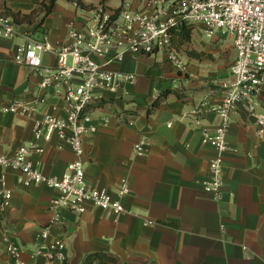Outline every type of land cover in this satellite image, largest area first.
<instances>
[{"label":"crops","instance_id":"crops-1","mask_svg":"<svg viewBox=\"0 0 264 264\" xmlns=\"http://www.w3.org/2000/svg\"><path fill=\"white\" fill-rule=\"evenodd\" d=\"M37 1L0 0V7L26 15L39 9ZM127 1L57 0L44 20L39 9L31 22L16 24V35L0 37V154L9 156L36 142L44 152L30 155L33 164L47 176L66 172L76 158L70 143L58 134L49 141L34 136L35 119L69 115L64 85L41 87L46 70L55 71L57 55L42 53V68L32 69L16 62L17 48L33 39L66 43L72 26L84 29L95 22L97 8L119 9ZM203 35L204 25L196 24L191 48L205 55L181 52L184 70L168 60L166 51H124L122 61L115 58L117 49L104 57L93 55L105 70L135 76L115 93L97 91L95 103L104 105L88 110L96 131L86 136L83 156L91 191L104 189L117 197L126 182L130 192L121 198L126 211L109 213L89 201L83 213L53 208L59 191L26 185L20 170L0 164V264H15L10 245L21 250L24 264H83L93 252L108 253L121 264H264V133H257L243 103L232 113L227 133L223 197L217 200L204 188L215 150L203 144L201 130L215 129L221 118L205 112L197 121L193 111L204 100L223 98L233 80L236 50L229 34ZM164 91L170 92L163 104L149 113ZM36 100L34 116L1 110L13 101ZM257 102L264 113V90ZM141 138L150 144L139 157L134 145ZM6 192L11 198L3 206ZM48 225L49 237L41 243L39 234ZM57 241L65 248L51 257L49 246Z\"/></svg>","mask_w":264,"mask_h":264},{"label":"built area","instance_id":"built-area-1","mask_svg":"<svg viewBox=\"0 0 264 264\" xmlns=\"http://www.w3.org/2000/svg\"><path fill=\"white\" fill-rule=\"evenodd\" d=\"M181 21L204 25L208 38L218 34L231 35L236 50L231 66L233 80L225 85L223 98L217 103L204 100L193 111L197 121L205 112L215 113L221 118L215 129L201 130L203 144L211 145L215 150L209 164L210 178L204 182V188L220 200L223 197L224 155L228 150L227 133L231 115L240 103L254 118L257 133H264V113L257 110V97L264 90V0H129L119 9L97 8L95 22L84 29L72 26L66 43L53 45L45 38L40 41L33 39L18 47L16 62L32 69L42 68V53L54 52L57 55V67L53 72L46 70L41 87L48 88L54 83L64 85L62 97L69 115L61 119L45 114L35 119L34 136L36 141L41 138L49 141L58 134L70 143L76 158L68 164L63 175H44L29 158L32 153L44 152V148L33 142L19 147L12 155L0 154V164L20 170L26 185L42 184L59 191L60 197L51 203L53 208L63 207L83 213L89 201L109 213L125 212L121 198L130 192L126 182L123 181L117 197L104 189L91 191L85 180L83 156L86 153V136L96 131L88 108L97 101V91L115 93L124 82L132 81L135 76L107 71L94 60L93 55L104 57L117 49L120 52L115 58L122 61L124 51L147 55L166 51L168 60L177 69L184 70L186 65L180 52L172 46L173 30ZM16 33L13 18L0 14V37H11ZM38 103L37 100L27 103L13 101L3 105L1 110L34 116ZM68 131H71L70 136ZM149 144L145 138L139 139L134 145L135 154L145 156ZM10 198V192L4 193L2 205H7ZM50 229L51 225H48L40 232L41 243L49 237ZM64 248L65 244L57 241L49 246L48 254L53 257ZM7 251L13 255L15 264H24L17 246L10 245Z\"/></svg>","mask_w":264,"mask_h":264},{"label":"trees","instance_id":"trees-1","mask_svg":"<svg viewBox=\"0 0 264 264\" xmlns=\"http://www.w3.org/2000/svg\"><path fill=\"white\" fill-rule=\"evenodd\" d=\"M57 0H39L37 1L38 8L41 10H44V15L42 17V20L46 16H48L55 6ZM81 4V3H79ZM37 9V10H39ZM33 11L31 14L23 15L21 12H15L11 10L10 8H2L0 7V14L10 16L13 18L15 24H20L24 22H31L32 17L34 13L37 11ZM195 25L188 23L186 21L179 22L176 27L173 30V37H172V46L178 51V52H186L191 57L201 58L205 55L204 52H197L196 50L191 48V44L193 42V31H194ZM170 91H164L153 103L151 110H149V113H151L153 110L159 108L163 102L165 101V96ZM104 105L103 102H97L93 105H91L90 108H96ZM83 264H121L119 260L109 255L105 252H93L86 256Z\"/></svg>","mask_w":264,"mask_h":264},{"label":"rangeland","instance_id":"rangeland-1","mask_svg":"<svg viewBox=\"0 0 264 264\" xmlns=\"http://www.w3.org/2000/svg\"><path fill=\"white\" fill-rule=\"evenodd\" d=\"M195 32H196L197 36H199V37L201 36L200 33L203 34V32L199 30V28H197ZM204 36L206 37V35H203V39H205ZM206 38H208V37H206ZM195 46H196V44L194 43V47H195ZM179 54L182 55V53H179ZM183 54H184V53H183ZM70 63H71V60H70Z\"/></svg>","mask_w":264,"mask_h":264}]
</instances>
